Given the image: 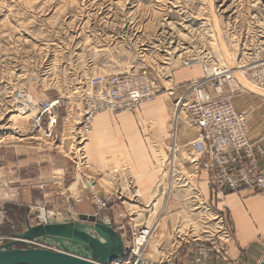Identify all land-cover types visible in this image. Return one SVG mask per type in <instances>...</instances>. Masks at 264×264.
<instances>
[{"label":"rangeland","instance_id":"rangeland-1","mask_svg":"<svg viewBox=\"0 0 264 264\" xmlns=\"http://www.w3.org/2000/svg\"><path fill=\"white\" fill-rule=\"evenodd\" d=\"M127 2L0 0V243L21 230L26 217L32 225L42 221V208L62 215L69 211L75 218L99 214L123 235L125 244L131 243L139 229L153 228L148 243L139 249L136 264H190L196 241L225 245L226 232L233 239V229L226 226L230 216L218 204L236 192L215 196L209 185L210 197H206L203 179L194 171L206 169L197 163L192 170L184 167L177 155L172 160L174 138L169 130L176 99L191 81L202 77L204 63L225 64L220 57L223 51L230 58L227 66L243 72L234 73L242 87L233 98L239 93L264 98V88H256L242 68L253 48L264 49V0ZM164 22L171 28H163ZM171 29L175 36L179 33L172 44L174 39H166ZM184 68L198 73L186 83H176L175 73ZM131 72L146 73L162 90L135 111H108L106 123L110 128L121 126L115 115L122 113L141 132L149 172L155 174V183L149 187L154 188L165 173V183L150 197L138 190L129 168L132 161L121 158L118 164L108 157L96 166L85 149L95 117L104 112L95 113L91 129L84 131L92 80ZM51 100L59 101L55 139L45 138L32 121L38 107ZM159 100L165 121L159 111L153 115L148 108ZM30 108L31 118L23 132L13 120ZM146 127L152 132L145 133ZM121 146L127 156L128 141ZM207 173L210 179L212 169ZM100 196L106 197L104 202ZM158 218L164 229L157 227Z\"/></svg>","mask_w":264,"mask_h":264},{"label":"built area","instance_id":"built-area-1","mask_svg":"<svg viewBox=\"0 0 264 264\" xmlns=\"http://www.w3.org/2000/svg\"><path fill=\"white\" fill-rule=\"evenodd\" d=\"M215 64L204 63L202 77L191 81L184 94L174 103L172 160L176 151L181 149L176 144V138L179 124H182L195 132L194 138L186 143L197 157L195 164L205 168L206 173L209 168L212 169V177L207 179L212 195L224 197L229 192H238L244 188L264 195V169L258 167V160L264 156V150L258 141H251L249 138L246 117L232 101L233 93L240 90L242 85L234 76L233 70L225 65ZM242 68L255 86L264 88L263 48H253L249 62ZM161 90L146 73L95 77L91 83L89 115L83 125L84 131L91 129L95 113L135 111L142 103L153 100ZM58 104V100L44 102L32 118L33 128L41 130L47 139H55L53 129L57 124ZM182 111H185L184 117L180 115ZM148 230L151 234L154 232L150 227L139 229L130 244L124 243L129 255L127 261H121L136 264L139 249L148 239ZM121 237L123 239L122 234ZM140 238L142 243L138 242ZM221 245V241H196L192 264H206L212 254L217 260H222V264H233L227 259Z\"/></svg>","mask_w":264,"mask_h":264},{"label":"crops","instance_id":"crops-1","mask_svg":"<svg viewBox=\"0 0 264 264\" xmlns=\"http://www.w3.org/2000/svg\"><path fill=\"white\" fill-rule=\"evenodd\" d=\"M196 73L198 72L190 69H181L175 73V82L179 84L186 83L194 79ZM233 102L235 107L246 117L249 137L254 141H258L264 150V98L255 93H239L233 98ZM162 106L163 101L159 100L148 108L151 110L150 114L153 115H157L155 114L156 110L159 111L160 117L163 116L162 121H165L166 118ZM109 112L115 113V111ZM115 116L121 122V126L117 125L113 128H110L106 123L110 118L108 111H104L95 117L91 133L89 134L90 138L85 145L88 158H91L96 166H98L97 163L100 161L105 162L108 157L116 163L121 158L132 161L133 164L129 165V168H132L131 172L137 178L138 185L136 186L142 192L143 197H150L155 187L152 186L154 188H151L149 186L155 183V177L153 176L155 174L149 172L141 132L128 115L117 113ZM122 117H126V121L128 124L130 123V126L125 122L124 118L123 123ZM156 127L158 128V126ZM145 129V133L149 134L150 128L146 127ZM194 134V131L188 129L187 126H179L176 138L177 146L179 144L183 148L176 151L178 161L182 163V166H188L191 170L195 167L197 157L184 144L188 139L194 138ZM124 141H128L130 146V150H127V156L122 154L123 150L121 151V144ZM187 153L191 157L186 156ZM258 167L264 169V156L259 158ZM194 171L196 175H201L203 193L206 194V197H210L206 172L200 171L201 173H199L198 170ZM157 184L158 182H156L155 186ZM218 209L220 211L225 210V213L229 214L230 217H228V225L226 226L234 231L233 239L227 232L225 233L224 241L227 244H222L227 248L228 260L233 264H258L264 254V195L253 193L247 189L229 193L219 202ZM229 220L231 223H229ZM222 262V260H217L212 254L206 264H222ZM190 264H192V261Z\"/></svg>","mask_w":264,"mask_h":264},{"label":"water","instance_id":"water-1","mask_svg":"<svg viewBox=\"0 0 264 264\" xmlns=\"http://www.w3.org/2000/svg\"><path fill=\"white\" fill-rule=\"evenodd\" d=\"M41 219L32 225L26 217L22 229L0 243V264H109L128 251L99 214L75 218L67 211ZM258 264H264V254Z\"/></svg>","mask_w":264,"mask_h":264},{"label":"bare ground","instance_id":"bare-ground-1","mask_svg":"<svg viewBox=\"0 0 264 264\" xmlns=\"http://www.w3.org/2000/svg\"><path fill=\"white\" fill-rule=\"evenodd\" d=\"M133 1L134 0H128V2H127V5H131L132 3H133ZM160 2V1H159ZM264 6V5H263ZM158 8V7H157ZM162 9V8H161ZM159 10V9H158ZM180 10V9H179ZM162 11V10H161ZM158 12V11H157ZM182 13V12H181ZM128 14V13H127ZM207 15V14H206ZM130 16H132L133 18L135 17V13L134 12H131L130 13ZM167 16V15H166ZM128 17H129V14H128ZM130 19V18H129ZM185 19V18H184ZM135 20V19H134ZM163 20V19H162ZM164 21V20H163ZM162 21V22H163ZM126 22V21H125ZM186 22V21H185ZM170 23V22H169ZM161 24V23H160ZM162 25H164V26H162L163 28H168V26L170 27V24L168 25V23L167 22H164ZM173 25V24H172ZM202 27H203V25H202ZM171 28V27H170ZM169 29V28H168ZM190 29V28H189ZM172 30V32L169 34V37L168 38H166V39H168V40H172V39H174V40H172V41H170L169 43H174V42H176V39H179L178 38V36H179V33L175 36V34H174V32H173V29H171ZM166 31V30H165ZM192 31V30H191ZM191 31H189V33H191ZM203 31V30H202ZM205 32V31H204ZM167 33V32H166ZM195 35V34H194ZM205 35V34H204ZM165 36H166V34H165ZM191 36V35H190ZM174 41V42H173ZM167 43V42H166ZM161 44H162V42H161ZM165 47V46H164ZM183 47V46H182ZM162 49V48H161ZM190 51V50H189ZM168 54V53H167ZM170 55V54H169ZM168 56V55H167ZM171 56V55H170ZM220 57H221V60L222 61H224L225 62V64H220V63H218V62H213V61H209L210 62V65H212L213 63H216L215 65H217V64H220V65H225L226 67H228L229 68V66H227V64H226V62L227 61H230V58H229V55L225 52V51H223V52H221L220 53ZM212 63V64H211ZM229 69H231V70H233L232 68H229ZM242 71V70H241ZM241 71H239V70H237V71H234L233 70V74L234 73H243V72H241ZM167 81V80H166ZM170 83V82H169ZM255 86V85H254ZM247 88V87H246ZM256 88H259V87H257L256 86ZM260 89V88H259ZM247 90V89H246ZM264 90V89H263ZM169 94H171V92H169ZM175 107V106H174ZM32 109L30 108V112L29 113H25L23 116H19V114L17 115V117H15L14 119L15 120H13V123L15 124V123H19V127H21L22 129H23V132L25 131V128L26 127H24V125L27 123V119L28 118H31V117H29L30 115H31V111ZM185 113V111H182L181 113ZM21 115V114H20ZM12 119V118H11ZM173 123H172V126H171V124H169V126H171V129H170V133H171V136L173 135V127H174V120L172 121ZM27 130V129H26ZM26 135V134H25ZM21 136H23V135H19V137H21ZM18 137V138H19ZM11 138H13V137H11ZM10 138V139H11ZM17 138V139H18ZM4 139V138H3ZM21 139V138H20ZM5 140V139H4ZM22 140V139H21ZM6 141V140H5ZM1 142V141H0ZM172 165H173V163H172ZM167 181V180H166ZM163 183H165V173H163V178L162 179H160V181L158 182V184L155 186V188L153 189V192L156 190L157 191V188L158 187H160V185L162 186V184ZM74 187V186H73ZM72 187V188H73ZM166 187H169L168 186V183L166 184ZM74 189V188H73ZM100 195H102V196H104V192H102V194H100ZM104 199H106V197L104 198ZM102 201L104 202V200L102 199ZM42 216L43 217H46V216H50V215H54V214H56V213H58V212H54V211H50V210H44L43 208H42ZM159 219V218H158ZM157 224V226L158 227H160L161 229H164V223L163 222H161V218L158 220V223H156ZM145 228V227H144ZM147 228H149V227H147ZM147 240H146V243H148V241H149V238L151 237V232H149V230L147 231ZM134 237H135V234H134ZM201 241V240H200ZM138 242H140V243H142L143 241L141 240V238L138 240ZM144 245V244H143ZM136 250V248L134 249V251ZM127 252H126V254L123 256V257H120V258H118V259H116V260H114V261H112V262H110L109 264H129V262L127 263H125V261H127ZM128 255H129V253H128ZM121 260H125V261H121ZM138 261V260H137ZM136 261V262H137ZM124 262V263H123Z\"/></svg>","mask_w":264,"mask_h":264}]
</instances>
